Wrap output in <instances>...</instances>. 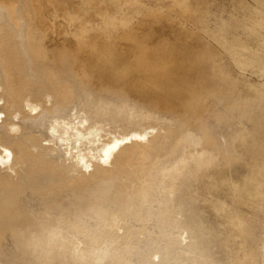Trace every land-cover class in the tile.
Wrapping results in <instances>:
<instances>
[{
	"label": "bare ground",
	"instance_id": "obj_1",
	"mask_svg": "<svg viewBox=\"0 0 264 264\" xmlns=\"http://www.w3.org/2000/svg\"><path fill=\"white\" fill-rule=\"evenodd\" d=\"M33 4L0 0V264H42L50 256L45 242L78 254L92 247L107 264H135L130 255L142 243L155 246L154 257L137 264H214L195 260L192 248L197 213L219 212L217 192L235 187L219 170H205L208 158H234L235 134L223 149L212 125L230 123L235 111L231 98L216 109L231 91L220 70L197 92L182 59L162 58L135 35L91 44L84 23L81 47L92 48L101 66L79 71L73 54L47 46ZM194 95L215 104L207 113L185 109ZM175 108L199 118L170 116ZM193 148L187 169L185 151ZM175 228L183 259L159 247L176 244ZM240 264H264V240Z\"/></svg>",
	"mask_w": 264,
	"mask_h": 264
},
{
	"label": "rangeland",
	"instance_id": "obj_2",
	"mask_svg": "<svg viewBox=\"0 0 264 264\" xmlns=\"http://www.w3.org/2000/svg\"><path fill=\"white\" fill-rule=\"evenodd\" d=\"M128 1L34 0L33 24L51 50L74 55L79 71L101 66L92 48L81 47L78 34L84 23L88 25L84 39L91 44L135 35L162 58L182 59L179 67L190 75V86L197 92L209 83L213 69L220 70L231 91L216 109H223L231 98L235 111L230 123L212 125L223 149L226 136L235 134L234 158L230 164L227 155L208 158L205 170L209 174L219 170L234 179L235 187L231 194L224 189L217 192L219 212L197 213L199 231L193 238L192 255L195 260L208 257L214 264H240L264 240V0ZM105 19L115 20L117 26L107 27ZM242 59L246 63H240ZM214 104L207 96L194 95L184 108H204L207 113ZM184 108L168 114L195 123L199 113ZM197 151H185L187 169ZM191 215L186 212L185 218L190 220ZM172 236L176 244L163 242L159 247L164 256L183 259L179 229L172 230ZM42 245L50 252L42 264H107L104 253L92 247L78 254L74 247ZM6 248L10 258L19 253L11 238ZM154 250V245L142 243L130 256L137 264L152 259Z\"/></svg>",
	"mask_w": 264,
	"mask_h": 264
}]
</instances>
